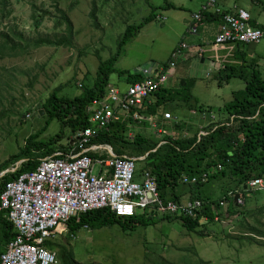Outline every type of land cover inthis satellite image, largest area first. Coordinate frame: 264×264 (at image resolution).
<instances>
[{"label":"rangeland","instance_id":"1","mask_svg":"<svg viewBox=\"0 0 264 264\" xmlns=\"http://www.w3.org/2000/svg\"><path fill=\"white\" fill-rule=\"evenodd\" d=\"M92 1L0 0V164L18 154L32 135L43 132L39 142L60 133V123L54 121L47 125L49 117L39 108L59 87L63 86L61 95L70 98L90 89L99 66L97 54L104 60L116 56L127 27L143 22L153 9H156L157 19L141 28L123 47L116 64L117 72L111 76L112 84L121 83L120 87L126 89L127 72L139 73L150 64L163 65L169 61L175 47L183 43L190 45L199 36V33L193 35L191 27L185 24V16L192 18V13L197 11L194 0H168L176 6L184 5L186 11L165 8L166 0H96L99 28L94 27L90 17ZM234 3L247 9L254 21L259 20L264 26V0ZM233 5L221 4L226 9ZM58 7L72 21V35L61 21ZM35 17L41 19L39 26ZM41 39H65L71 45L35 48L34 44ZM14 45L18 48L11 52ZM244 45L248 56L256 59L264 77V39L257 44ZM207 47L206 62L203 63L197 51L192 50L194 57L185 61V54L175 68V87H179V81L194 79L192 104L213 110L211 120L188 111L181 114L180 123L195 127L191 136L201 131L199 125L205 132L213 123L220 122L222 118L216 113L234 100L235 92L246 89L245 82L239 78L227 83L226 74L231 71L224 70L225 66H221L223 70L218 69V60L216 66L211 67L217 53L221 55L220 51L215 52V48L220 47L212 44ZM241 60V57L228 58V66H234L238 73L244 69ZM122 72L126 74L120 75ZM38 111L39 114L43 111V116H37ZM165 126L169 128L163 130ZM172 126V122L165 123L163 133H159L157 122L153 121L150 126H131L129 135L140 133L157 142L165 136H187V130L178 132ZM62 143L66 146L68 140ZM20 163L12 162L7 169L12 170ZM141 164L137 162L135 168L139 170ZM205 187L210 185L207 183ZM249 199L246 207L243 206L247 208L245 214L233 221L213 224L209 227L212 232L209 237L201 238L187 232L177 222L159 221L156 226L136 228L134 232H123L117 225L98 230L85 228L71 239V249L78 264H264V239L258 238L259 244L237 240L249 232V225L264 229V191L252 193ZM62 240L60 236L55 241L61 243ZM59 264H62L60 258Z\"/></svg>","mask_w":264,"mask_h":264},{"label":"trees","instance_id":"2","mask_svg":"<svg viewBox=\"0 0 264 264\" xmlns=\"http://www.w3.org/2000/svg\"><path fill=\"white\" fill-rule=\"evenodd\" d=\"M171 7L175 6L166 0L165 8ZM201 10L203 9L201 8ZM201 10L199 12L203 15L202 23L219 18L223 20L222 15L201 12ZM58 11L61 13V21L66 23L67 30L72 35V21L67 13L59 7ZM155 11L156 9H153L152 13L140 24L127 27L123 39L119 42V50L116 56L113 55L104 60L97 54L99 66L94 84L90 89L70 98L62 96L63 86L59 87L52 93L49 100L39 108L46 112L49 117L47 125L58 121L61 125V131L57 136L39 142L37 140L43 132L32 135L18 154L12 156L9 161L0 164L1 173L8 168L10 163L15 164L21 161L15 171H9L0 177V195L7 182L14 180L20 174L35 170L40 164V159L53 156L59 151L69 152L80 149L79 142L71 139L77 132L92 127L87 115L88 107L93 102L103 101L107 96L111 76L117 72L116 64L123 47L135 38L136 33L141 28L156 20ZM90 17L94 27L99 28L96 0L92 1ZM35 20L39 26L41 19L35 17ZM252 25L257 27L254 23ZM7 41H10L8 37ZM64 45L70 46L71 43L65 39L60 41L41 39L34 44V47H61ZM244 47V44H237L238 51L243 50ZM17 48L18 46L14 45L10 50L14 52ZM178 48L175 47L174 50ZM238 53L242 55L239 57L242 58L244 69L237 73L234 66L227 65L224 70L231 71L226 74L227 83L234 78H239L246 82V89L235 92L234 100L216 113L222 120L213 123L205 131L206 137H200L198 132L191 136L190 132H193L195 127L189 123H180L174 126L173 130L178 132L187 130L185 137L165 136L157 142L154 138L136 133L131 138L128 135L129 127L135 123L129 120L124 124H113L108 131H101L91 140L92 144L111 146L118 155L145 156L144 159L136 160V164L137 162L143 164L139 170L136 168L135 179H139L146 171L152 172L156 177L163 201L174 200L178 204L184 205L187 201L198 200L202 202V206L193 209L192 215L160 216L152 211V213H137L127 217L118 216L109 208L80 213L67 222L68 233L62 237L61 243L53 240L47 241L46 245L58 252L62 264H78L73 249H71V239L74 240L85 228L98 230L117 225L123 232H134L136 228H149L156 226L159 221H168L177 222L187 232L195 233L204 238L211 235L212 232L209 227L218 223L216 218L220 221H233L246 213L245 209L247 208L244 209L246 206L239 205L238 200L245 199L246 203H249L251 194L256 195L258 192L246 188V184L255 178L264 176V77L257 61L246 59L245 55H248L246 51ZM172 60L173 57L171 56L169 61L163 64L164 69L169 68ZM125 74L126 72L120 73V75ZM126 79L129 86L143 79V76L127 72ZM195 83L194 79L189 80V82L182 80L179 87L160 88L143 107L137 110V114L146 118L158 117L160 128L164 123H168L162 121L166 111L171 112L173 116H181L183 112L188 111L196 116L199 114L206 115L205 119L211 120L213 110H205L197 103L192 104L194 97L191 91ZM82 87L83 85H81ZM36 115L40 117L39 111ZM192 123L194 124V122ZM65 139L68 140L66 146L62 143ZM72 143H74L73 146ZM161 143L162 145L158 148ZM204 172L210 173L206 183L188 184L183 181L185 176L194 177ZM207 183L210 185L208 188L205 187ZM5 214L4 211L0 212V255L15 240L17 235ZM246 224L248 223L246 222ZM248 227L249 232H245L242 234L245 236L237 238V240H247L252 244H259L258 238L264 239V229L252 225ZM50 242L53 243L50 244Z\"/></svg>","mask_w":264,"mask_h":264},{"label":"built area","instance_id":"3","mask_svg":"<svg viewBox=\"0 0 264 264\" xmlns=\"http://www.w3.org/2000/svg\"><path fill=\"white\" fill-rule=\"evenodd\" d=\"M202 9L201 12L223 14L217 8L216 0H207ZM202 22L203 15L198 12L191 27L193 35H197ZM252 23V14L243 9L223 14L214 46L260 43L264 39V30ZM189 49L183 43L174 50L173 60L167 69L158 67L154 74L141 70L143 79L129 85L126 90L110 85L104 100L93 102L87 109L92 127L75 134L74 139L80 147L78 151L57 152L40 159L35 170L7 182L0 195V212L6 213L5 217L17 235L0 255V264H59L58 252L50 249L47 241L67 235V222L80 213L109 208L116 215L127 217L152 211L160 216L192 215L193 209L202 206L198 200L187 201L184 205L173 200L163 201L156 177L150 171L136 180V160L145 156L118 155L109 145L91 143L96 135L108 131L116 123L124 124L129 120L137 124L157 122V117H141L137 110L160 88L169 87L168 72L177 66ZM204 53L203 48H198L196 54L202 59ZM163 121L172 122L175 126L180 123L171 113H165ZM159 133H163L161 129ZM206 136L201 129L200 137ZM91 151L106 152L108 157L94 158L89 155ZM18 166L8 170L15 171ZM209 176V172H204L194 177L185 176L183 181L188 184L206 183ZM246 185L254 191H264V176ZM238 204L245 206V199H239Z\"/></svg>","mask_w":264,"mask_h":264},{"label":"crops","instance_id":"4","mask_svg":"<svg viewBox=\"0 0 264 264\" xmlns=\"http://www.w3.org/2000/svg\"><path fill=\"white\" fill-rule=\"evenodd\" d=\"M234 1H237V0H216V6H217V8L218 9H220L221 10V12L222 13H229V12H232V11H235L236 9H243V10H246V11H248L247 9H245V8H241V7H238L237 6V4L236 3H234ZM232 4L233 5V3H234V7L233 8H230V9H226L225 7H223V6H221V4ZM205 4V0H194V3H193V6H195L196 8H197V11L195 12V13H192V18H189V17H187V16H185V24L186 25H188V28H190V27H192L193 26V23H194V16L201 10V8H202V6ZM152 5V4H151ZM174 5V4H173ZM154 6V5H153ZM160 6V5H159ZM159 6H155L156 8H158ZM175 7H171V9H179V10H183V11H186V10H184L185 9V7H184V5H179V6H176V5H174ZM167 9H170V8H167ZM249 12V11H248ZM210 13H212V14H214L213 13V11H210ZM157 15V14H156ZM157 17H158V15H157ZM168 17L170 18V16L168 15ZM157 19V18H156ZM221 23H222V19L221 18H219V19H215V20H213V21H209V22H205V23H202L201 24V26H200V29H199V36H197L196 38H197V40H194L193 42H192V44H190V45H188L187 43H184V44H186L187 46H189V50L186 52V55H187V57L185 58V61H189V60H191L193 57H194V53L192 52V50H195V51H197L198 50V48H203L204 49V51H206L207 50V48H209V47H207V46H209V45H215V43H214V40H215V37H216V35L218 34V31H219V27H220V25H221ZM253 23L257 26V27H260V28H263L264 29V26L259 22V20L258 21H254V19H253ZM245 48L246 47H244L243 48V50H241V51H238L237 50V45H235V44H227V45H225V46H223V47H220V48H215V52L217 53V52H219L220 51V54L221 55H219L218 53H217V56H215L214 58H213V62L215 63V66H216V61L218 62V63H220L219 65L220 66H227L228 65V63H229V61H227V59L229 58H233L234 60H237L238 58H239V56H241V55H239L238 54V52H243V51H246L245 50ZM175 49V48H174ZM173 49V50H174ZM172 50V51H173ZM238 51V52H237ZM212 52H214V49L212 50ZM224 54H226V55H223V53ZM248 52V51H247ZM246 52V53H247ZM249 53V52H248ZM205 54V53H204ZM245 58L246 59H248V60H250V61H256V59L255 58H252V57H250V56H248V55H245ZM250 58V59H249ZM223 60H226V61H223ZM218 63H217V65H218ZM157 64H159V63H157ZM157 64H151L152 66H153V70H157ZM179 64V63H178ZM178 64H177V66H178ZM244 64V63H243ZM159 66V65H158ZM176 66V67H177ZM175 67V68H176ZM175 68H173L170 72H168V76H170L169 78H168V84H169V87H175V77H176V75H177V72H176V69ZM221 69H222V67H221ZM126 81H127V79H126ZM179 82H181V81H179ZM245 82V81H244ZM245 84H246V82H245ZM114 85V84H113ZM120 85H121V83L120 84H117V83H115V86L117 87V88H121V89H123V90H126L127 88H128V85H127V87H126V89L125 88H122V87H120ZM166 113H168V112H166ZM171 113V112H170ZM174 118H176V119H180V116L179 115H174ZM182 120V119H181ZM163 121V120H162ZM181 122V121H180ZM169 123V122H168ZM165 124V123H164ZM163 124V125H164ZM136 125H140V126H147V123H144V124H133V125H131V126H136ZM175 125H174V123H173V126L172 127H174ZM157 127L158 128H160L159 127V122L157 121ZM163 127V126H162ZM199 127H200V129H202V127L199 125ZM167 128H169L168 126H165V127H163V130L164 129H167ZM173 129V128H172ZM129 130H132L131 129V127H129ZM161 130H162V128H161ZM165 133V132H164ZM136 134V133H135ZM71 140H74L75 141V139H74V137L71 139ZM75 143V142H74ZM73 143V144H74ZM104 145V144H103ZM73 146V145H72ZM59 152H61V151H59ZM113 152H114V150H113ZM98 152H90L89 153V155L90 156H92V157H94V158H96V157H102V158H107L108 157V154L106 153V152H103V151H99V153H101V155L100 154H97ZM115 153V152H114ZM140 179V178H139Z\"/></svg>","mask_w":264,"mask_h":264},{"label":"water","instance_id":"5","mask_svg":"<svg viewBox=\"0 0 264 264\" xmlns=\"http://www.w3.org/2000/svg\"><path fill=\"white\" fill-rule=\"evenodd\" d=\"M201 61H202L203 63H204V62H206L205 58H204V59H202ZM158 65H159V64H157V67H158ZM214 65H215V63L212 61V62H211V67H212V66H214ZM217 68H218V69H220V68H221V66L218 64V65H217ZM145 69H146V70H148V71H149V73L151 72V74H154L153 66H152L151 64H150L149 66L145 67ZM137 72H138V71H137ZM134 73H136V72H132L131 74H134ZM43 114H44V112H43V111H42V112H40V116H43ZM72 145H73V143H72ZM159 147H160V145L158 146V148H159ZM158 148H157V149H158ZM157 149H156V150H157ZM7 172H9V170H8V169H7V170H4V171H2V172L0 173V177H1V176H3V175H5ZM246 188H248V186H247V185H246Z\"/></svg>","mask_w":264,"mask_h":264},{"label":"clouds","instance_id":"6","mask_svg":"<svg viewBox=\"0 0 264 264\" xmlns=\"http://www.w3.org/2000/svg\"><path fill=\"white\" fill-rule=\"evenodd\" d=\"M210 12V11H209ZM233 12V11H232ZM214 13V12H213ZM250 13V12H249ZM215 14V13H214ZM216 15H219V14H216ZM220 15H222L223 16V14H220ZM223 21V20H222ZM252 45V44H251ZM202 59H204V56H203V58ZM158 67H160V66H158ZM221 69V68H220ZM143 70H145V68H143ZM134 74H139V75H141V72H139V73H134ZM110 85H113L112 83L110 84ZM115 86V85H114ZM116 87V86H115ZM121 89V88H120ZM121 90H123V89H121ZM203 116V115H202ZM158 118V117H157ZM159 119V118H158ZM158 122H160V120H158ZM135 124H137V123H135ZM144 124V123H143ZM151 124H149V123H147V126H150ZM159 129H161V128H159ZM202 130H203V128H202ZM204 132V131H203ZM204 133H206V132H204ZM207 134V133H206ZM128 135H129V132H128ZM199 135H200V132H199ZM160 146L162 145V143L161 144H159ZM257 192H261V191H257ZM174 201V200H173ZM220 221V220H219ZM219 221H217V222H219Z\"/></svg>","mask_w":264,"mask_h":264},{"label":"bare ground","instance_id":"7","mask_svg":"<svg viewBox=\"0 0 264 264\" xmlns=\"http://www.w3.org/2000/svg\"><path fill=\"white\" fill-rule=\"evenodd\" d=\"M92 152H94V151H92ZM98 153H99V152H98ZM136 165H137V164H136ZM101 210H102V209H101ZM1 213H2V212H1ZM87 213H88V212H87ZM51 243H53V242H50V244H51ZM48 244H49V243H48Z\"/></svg>","mask_w":264,"mask_h":264}]
</instances>
